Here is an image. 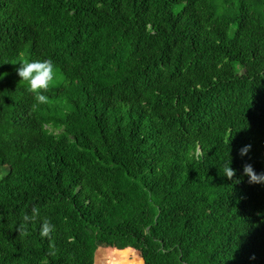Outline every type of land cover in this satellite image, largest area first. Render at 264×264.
Masks as SVG:
<instances>
[{
	"label": "trees",
	"instance_id": "trees-1",
	"mask_svg": "<svg viewBox=\"0 0 264 264\" xmlns=\"http://www.w3.org/2000/svg\"><path fill=\"white\" fill-rule=\"evenodd\" d=\"M47 59L34 108L16 70ZM8 82L0 264H264V0H0Z\"/></svg>",
	"mask_w": 264,
	"mask_h": 264
},
{
	"label": "clouds",
	"instance_id": "clouds-1",
	"mask_svg": "<svg viewBox=\"0 0 264 264\" xmlns=\"http://www.w3.org/2000/svg\"><path fill=\"white\" fill-rule=\"evenodd\" d=\"M17 68V75L20 78V82H26L28 85V91L34 94V105L47 104L49 97L44 95L47 92L50 85H52L57 77V69L51 59L44 61L40 60H23L19 63ZM251 149V145H246L240 150V156H246ZM230 163L225 164L223 168V176L232 181L236 176V171L231 167ZM243 175L248 177V183L252 185L261 184L264 185V172L256 173L251 164L243 165ZM237 183L239 181L237 180ZM40 218V212L38 208H33L31 214H24L21 217V223L17 228L19 236L21 238L30 235L29 225L34 224ZM54 231V225L47 219L42 221L40 235L41 237H48L50 233ZM42 264L46 262L42 261Z\"/></svg>",
	"mask_w": 264,
	"mask_h": 264
},
{
	"label": "rangeland",
	"instance_id": "rangeland-1",
	"mask_svg": "<svg viewBox=\"0 0 264 264\" xmlns=\"http://www.w3.org/2000/svg\"><path fill=\"white\" fill-rule=\"evenodd\" d=\"M19 92V88L15 86L13 82H8L7 87L4 91V105L0 107V121H3L6 117V107L8 104H10L12 98ZM85 238L87 241H89L91 244H95V242H98L97 238L89 233L88 230L85 232ZM128 258V261H133L132 259V254H129L126 256ZM104 264L105 261L100 258V260L96 259V252H95V257H94V263L93 264ZM109 262L108 264H110ZM140 262L139 264H141ZM106 264V263H105Z\"/></svg>",
	"mask_w": 264,
	"mask_h": 264
},
{
	"label": "water",
	"instance_id": "water-1",
	"mask_svg": "<svg viewBox=\"0 0 264 264\" xmlns=\"http://www.w3.org/2000/svg\"><path fill=\"white\" fill-rule=\"evenodd\" d=\"M95 252H96V250H95Z\"/></svg>",
	"mask_w": 264,
	"mask_h": 264
}]
</instances>
